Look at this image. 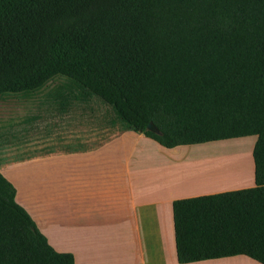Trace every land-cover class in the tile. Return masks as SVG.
Listing matches in <instances>:
<instances>
[{"label": "trees", "instance_id": "obj_1", "mask_svg": "<svg viewBox=\"0 0 264 264\" xmlns=\"http://www.w3.org/2000/svg\"><path fill=\"white\" fill-rule=\"evenodd\" d=\"M165 148L255 135L254 185L172 202L178 263L264 264V0H0V95L49 81ZM0 264H74L0 173Z\"/></svg>", "mask_w": 264, "mask_h": 264}, {"label": "crops", "instance_id": "obj_2", "mask_svg": "<svg viewBox=\"0 0 264 264\" xmlns=\"http://www.w3.org/2000/svg\"><path fill=\"white\" fill-rule=\"evenodd\" d=\"M105 130L94 127L74 142L19 160L33 165L24 188L28 198L15 188L16 202L55 250L73 255L74 264H182L172 202L254 185V166L235 178L233 188L220 189L210 182V162L178 160L186 145L165 148L121 126L101 138ZM223 261L261 264L245 255L185 264Z\"/></svg>", "mask_w": 264, "mask_h": 264}, {"label": "rangeland", "instance_id": "obj_3", "mask_svg": "<svg viewBox=\"0 0 264 264\" xmlns=\"http://www.w3.org/2000/svg\"><path fill=\"white\" fill-rule=\"evenodd\" d=\"M63 82V78L55 77L33 95H0V173L6 174L19 197L28 198L24 188L31 183L32 170L31 162L21 164L19 160L31 158L39 149L44 151L48 147L62 146L64 142H74L94 127L107 129L101 138L111 130L112 112L95 97L73 101L67 112L60 113L48 93ZM79 122L80 126L76 124ZM255 141V135H247L181 146L177 158L210 162L214 167L210 182H214L216 188H233L235 178L241 173L247 174L253 167ZM222 264L242 263L223 261Z\"/></svg>", "mask_w": 264, "mask_h": 264}, {"label": "bare ground", "instance_id": "obj_4", "mask_svg": "<svg viewBox=\"0 0 264 264\" xmlns=\"http://www.w3.org/2000/svg\"><path fill=\"white\" fill-rule=\"evenodd\" d=\"M211 172H213V171H211ZM211 172H210V174H211ZM206 173H208V172H206ZM220 173H222V172H220Z\"/></svg>", "mask_w": 264, "mask_h": 264}]
</instances>
